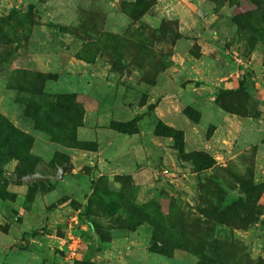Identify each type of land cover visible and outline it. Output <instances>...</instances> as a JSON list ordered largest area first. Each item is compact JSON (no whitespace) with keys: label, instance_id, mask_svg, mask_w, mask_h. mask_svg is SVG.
Here are the masks:
<instances>
[{"label":"rangeland","instance_id":"obj_1","mask_svg":"<svg viewBox=\"0 0 264 264\" xmlns=\"http://www.w3.org/2000/svg\"><path fill=\"white\" fill-rule=\"evenodd\" d=\"M2 161L0 264H264V0H0Z\"/></svg>","mask_w":264,"mask_h":264},{"label":"trees","instance_id":"obj_2","mask_svg":"<svg viewBox=\"0 0 264 264\" xmlns=\"http://www.w3.org/2000/svg\"><path fill=\"white\" fill-rule=\"evenodd\" d=\"M229 92L232 93V90H228V89H227V90H222L221 93L219 94V96L217 97V101H218L219 105H220L221 107H223L224 109H226L227 111H230V110H229V108H227V107L225 106V104L222 102V99H223L224 96H225L227 93H229ZM155 106H156L155 103H151V104L149 105L150 108H154ZM140 119H141L140 116H135L132 120L127 121V122H115V123H114V127H115V129H117L119 132H122V133H126V134H128V133H131V132H132V130H131L132 125L136 124ZM14 131H15V129H14ZM93 145L95 146V148L97 147V144H96L95 142H93ZM0 163H4V162L2 161V162H0ZM228 209L230 210V208H228ZM222 213L224 214V213H226V211H225V212H222ZM222 213L219 214L220 217H221ZM205 215H206L207 217L210 216V215H208L207 213H206ZM211 216H212L213 218L216 217L215 214H213V215H211ZM220 217H218L217 220H219ZM90 226H91V228H92V227H93V224L90 223Z\"/></svg>","mask_w":264,"mask_h":264},{"label":"water","instance_id":"obj_3","mask_svg":"<svg viewBox=\"0 0 264 264\" xmlns=\"http://www.w3.org/2000/svg\"><path fill=\"white\" fill-rule=\"evenodd\" d=\"M199 12L203 16H206V13L204 12V10L201 7H199ZM71 167H72L71 163H66V164H64L62 166H59L56 176H46V175H43L40 172H38V173H29V174H26V175L17 174L16 180H25V181L44 180L46 182H48V181H50L52 179L58 180V179H62L64 174H65V172Z\"/></svg>","mask_w":264,"mask_h":264}]
</instances>
